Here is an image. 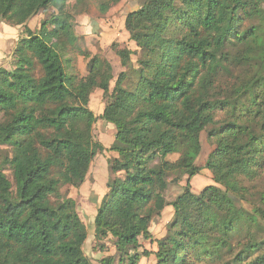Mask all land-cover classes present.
<instances>
[{
  "label": "trees",
  "instance_id": "1",
  "mask_svg": "<svg viewBox=\"0 0 264 264\" xmlns=\"http://www.w3.org/2000/svg\"><path fill=\"white\" fill-rule=\"evenodd\" d=\"M70 1L0 0V16L25 33L10 67L0 66V264H94L88 227L63 189L80 187L106 150L94 135L98 119L116 127L109 149L119 157L108 168L123 173L107 183L94 219L98 249L107 251L105 239L115 248L101 264L150 256L199 264L240 247L229 264H264V191L253 200L244 185L264 171V0H144L125 21L140 52L136 81L124 87L122 71L113 90L107 58H92L86 75L66 72L63 52L77 40ZM52 6L39 32L30 29L31 17ZM232 43L241 49L233 60L250 70L234 81L221 74ZM114 50L131 66L135 51ZM96 89L106 99L99 116L89 108ZM204 131L215 143L206 164L215 185L195 193L188 183L169 202L170 172L202 171L195 162ZM170 205L168 234L156 250L142 249L141 237L153 239L151 223Z\"/></svg>",
  "mask_w": 264,
  "mask_h": 264
},
{
  "label": "rangeland",
  "instance_id": "2",
  "mask_svg": "<svg viewBox=\"0 0 264 264\" xmlns=\"http://www.w3.org/2000/svg\"><path fill=\"white\" fill-rule=\"evenodd\" d=\"M110 0H72L68 3L66 10L73 17L77 40L74 44L67 46L63 52V60L66 72L69 75L83 76L88 73V65L92 58H107L113 68V80L111 81V89L113 90L116 80L122 71H128L129 77L124 82L123 86L132 88L136 81V75L132 73L133 68L138 67L139 49L136 42L131 38V33L126 30L125 21L128 13L139 9L144 0H122L117 4L110 6L107 12H102L100 4L109 2ZM57 12L55 7H50L46 11H42L34 15L30 19V29L39 32L42 20L49 18L53 13ZM24 28L22 27V30ZM23 36L25 33L23 32ZM129 48L135 51L131 58L132 64L129 67H124L121 64L119 56L116 54L114 47ZM241 50L235 43L230 44L227 52L230 53V58L222 60L223 69L221 71L224 80H233L235 76L247 73L248 67L237 65L232 56ZM9 60L6 67H10ZM3 66V65H0ZM106 105V99L101 89H96L91 95L89 108L96 114L100 115ZM116 127L114 124L98 119L94 124L95 138L101 141L106 146L112 145L115 139ZM202 150L196 159V165L202 167L200 174L189 178L182 170H175L169 173V180L171 181L165 196L169 202L175 201L179 195L184 191L188 183L191 185V190L195 193L201 192L209 185H215L213 181V174L211 170L206 168L209 156L215 148V143L208 136V131L201 134ZM110 148V147H109ZM106 148L103 153H98L94 162L91 165L88 179L80 187H66L63 189L68 196L72 197L77 202L78 211L88 227L89 237L85 243V251L90 256L94 264H101L102 257L115 252L111 239L102 241L106 245L107 251H100L99 243L95 239L94 214L99 207L105 191L108 188L107 183L118 176H123V173L109 175V168L106 159L109 154L110 158L119 157L117 151ZM107 151V152H106ZM179 157L178 154L170 155L169 159L175 161ZM8 175L11 177L9 171ZM93 173L90 176V174ZM12 178V177H11ZM244 185L248 188L251 199L254 200V195L258 191H264V171L255 180H244ZM107 192V191H106ZM244 207L251 210L250 204L243 200ZM174 214V207L167 206L162 214L156 217L151 223L150 231L153 239H145L141 237L142 249L146 248L148 251L157 249V239L163 238L168 234V228L172 221ZM259 235V239H264V231ZM236 244V241L233 243ZM241 247L235 251V255L241 251ZM233 254H224L225 258L220 261L216 259L214 262L205 261L199 264H229ZM139 264H156L154 256L143 257Z\"/></svg>",
  "mask_w": 264,
  "mask_h": 264
},
{
  "label": "crops",
  "instance_id": "3",
  "mask_svg": "<svg viewBox=\"0 0 264 264\" xmlns=\"http://www.w3.org/2000/svg\"><path fill=\"white\" fill-rule=\"evenodd\" d=\"M29 22H30V20L28 21V25L30 26ZM22 36H23L22 26H20V25L12 26L9 23H7L0 16V65H7L8 64V62L11 59V56L15 50V47H16L19 39ZM110 146H106V148H109ZM106 155L108 156L106 159L110 158L109 154H106ZM107 166H108V161H107ZM92 174L93 173H91L89 177H91ZM87 179H88V176H87ZM107 190H108V188H107ZM106 191H105V193H106ZM96 213H97V210H96ZM96 213L94 214V217H93L94 219H95Z\"/></svg>",
  "mask_w": 264,
  "mask_h": 264
}]
</instances>
